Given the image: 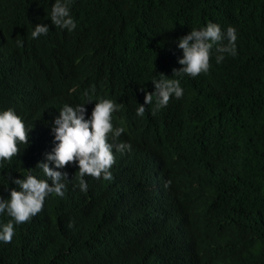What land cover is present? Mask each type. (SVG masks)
Returning a JSON list of instances; mask_svg holds the SVG:
<instances>
[{
    "label": "trees",
    "instance_id": "obj_1",
    "mask_svg": "<svg viewBox=\"0 0 264 264\" xmlns=\"http://www.w3.org/2000/svg\"><path fill=\"white\" fill-rule=\"evenodd\" d=\"M53 2L0 0V109L31 127L0 161V197L29 172L47 179L53 117L93 86L87 114L97 97L120 103L116 143L131 150H114L111 181L85 176L87 192L66 165L65 194L14 226L0 264H264V0H73V32L51 22ZM209 21L236 28L237 55L137 116L151 80L181 67L175 42ZM37 24L49 33L33 39Z\"/></svg>",
    "mask_w": 264,
    "mask_h": 264
},
{
    "label": "clouds",
    "instance_id": "obj_2",
    "mask_svg": "<svg viewBox=\"0 0 264 264\" xmlns=\"http://www.w3.org/2000/svg\"><path fill=\"white\" fill-rule=\"evenodd\" d=\"M72 3L73 0H54L51 4L49 17L55 27L68 32L77 28L71 14ZM48 33V24H37L31 31V37L38 39ZM236 41L237 30L231 25L222 30L220 24L209 21L205 26L192 28L175 42L181 50L178 58L181 67L173 69L171 78L160 74L151 80L154 90H144V103L136 108V115L143 117L146 105H151V111L155 114L166 108L171 98H181L184 94L181 79L185 75L195 78L198 74L208 73L212 57L216 64L223 62L226 55L235 57ZM22 43L16 41L17 46H22ZM90 93H95L94 86L85 90L80 103L64 104L58 115L53 117V147L45 154V160L36 165L47 179L29 172L23 178L11 180L18 189H11L8 198L0 197V214L10 217L6 223H0V242H11L14 226L29 221L40 212L45 198L50 194H65L70 182L66 165L75 163L78 167V184L73 186L87 192L89 185L85 176L111 181L114 150L121 153L131 150L128 142L116 143L126 131L123 124L114 127L112 123L113 113L118 112L122 105L111 98L97 97L91 113L87 114L85 106L93 101ZM30 129L13 108L0 109V161H10L18 154V145L28 143Z\"/></svg>",
    "mask_w": 264,
    "mask_h": 264
},
{
    "label": "bare ground",
    "instance_id": "obj_3",
    "mask_svg": "<svg viewBox=\"0 0 264 264\" xmlns=\"http://www.w3.org/2000/svg\"><path fill=\"white\" fill-rule=\"evenodd\" d=\"M48 84V83H47ZM36 91V90H35ZM160 185V184H159ZM160 192V191H159ZM164 193H165V189H164ZM164 193L162 194L161 192H160V194H161V196H163L164 195ZM93 194V193H92ZM1 219V218H0ZM118 238V237H117ZM118 241V240H117ZM116 242V241H115ZM5 248V247H4ZM4 253V252H3Z\"/></svg>",
    "mask_w": 264,
    "mask_h": 264
}]
</instances>
